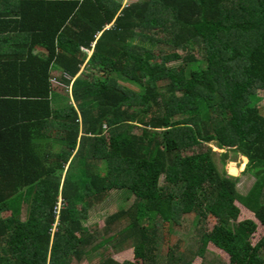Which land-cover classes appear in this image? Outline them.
Wrapping results in <instances>:
<instances>
[{
    "label": "trees",
    "instance_id": "trees-1",
    "mask_svg": "<svg viewBox=\"0 0 264 264\" xmlns=\"http://www.w3.org/2000/svg\"><path fill=\"white\" fill-rule=\"evenodd\" d=\"M0 47V264L80 263L112 240L143 264H192L208 243L228 264H264V233L251 242L257 222L237 205L264 227V0H14ZM51 65L73 103L54 101ZM208 143L247 158L245 193ZM25 188L26 218L2 217ZM112 190L133 202L91 244L82 219ZM186 214L198 245L161 257L164 225Z\"/></svg>",
    "mask_w": 264,
    "mask_h": 264
},
{
    "label": "rangeland",
    "instance_id": "rangeland-1",
    "mask_svg": "<svg viewBox=\"0 0 264 264\" xmlns=\"http://www.w3.org/2000/svg\"><path fill=\"white\" fill-rule=\"evenodd\" d=\"M129 2H132L134 0H128ZM158 46L156 47V50H158ZM191 52H193L197 58H200L201 56V50L199 48H193L191 49ZM178 62H170L169 65L177 64ZM52 75L58 74L57 71H54V69L51 70ZM84 73H80V77H85L83 75ZM112 76H114L122 85H126L132 89L138 90L140 87H138L136 84L132 83L128 79H126L123 76H120L116 73H112ZM51 86L54 94V97L56 100L55 102L59 103L60 101H63L61 103H68L67 99L73 103L72 97L70 95L69 87H66L65 85L61 83H56L55 81L51 80ZM258 93L262 96V99L259 101V106L261 107V110L264 114V90H259ZM54 107H58L57 105H54ZM211 147V150L214 151L213 153V159L219 168V170H225L226 174L228 173L227 170V164L229 161L234 162L237 166L241 165L243 162V156L239 153L230 152L228 158L223 162L220 156V153L223 151H226V149H220L215 146L214 143H208L205 145V147ZM194 152L193 150L187 151L188 154ZM247 162V161H246ZM246 164V163H245ZM245 167V166H244ZM244 169V168H243ZM239 177L238 183H237V189L241 193H245L247 189L251 186L254 178L249 175L248 173H242V170L236 175ZM162 180V179H161ZM160 180V181H161ZM30 188H25L15 197L11 198L9 200L10 209L8 211L2 212V217H10L14 216L19 218L20 220H23L26 218L28 214V201L32 200L33 193H29ZM134 197L122 190H112L108 193L107 197L100 203H94L88 210V215L82 219V222L84 226L88 228L90 233L93 234L94 239L91 242L97 243L101 239H105L108 235L112 234V231H115L117 228L121 227L123 225V221H121L120 225H114V228L109 231H104V221L105 218L115 212L118 208H128L132 202ZM60 200V198H59ZM29 201V202H30ZM62 201V200H61ZM240 208V215L239 219L242 218H253L257 222V228L256 231L251 235V242L254 243L263 233H264V227L259 224V222L253 217V215L246 210L242 205L238 204ZM214 223L213 218H209L206 223L207 228H211ZM53 226V230H54ZM165 230V237H164V248L160 245L158 248V254H160V251L162 252L161 257H166V250L167 247L172 248V252L174 257L182 253L184 256L188 257V253L190 251L195 250L196 246L198 245V235L196 232V227L193 224V215L192 214H186L183 215L180 220L177 223H169L164 225ZM113 240L110 242H107L105 245L100 247L98 250H92L90 252L89 256L85 257V259L82 262H77L75 260H72L70 264H98L100 260L106 258L108 255H110L112 258H114L117 261H135V264H143V260L141 259H134V250L132 247L127 249H121V247L113 248ZM90 244V245H91ZM102 252V253H101ZM105 255V256H104ZM192 264H228V255L223 250L217 248L211 243H208L206 252L204 253L203 260H201L200 257H195Z\"/></svg>",
    "mask_w": 264,
    "mask_h": 264
},
{
    "label": "crops",
    "instance_id": "crops-1",
    "mask_svg": "<svg viewBox=\"0 0 264 264\" xmlns=\"http://www.w3.org/2000/svg\"><path fill=\"white\" fill-rule=\"evenodd\" d=\"M6 3L9 4V5H13L14 4V0H5V1L0 0V11H2V8H4L6 6ZM127 3H129L128 0H122V5H125ZM0 49H1V47H0ZM7 50L8 49H5V50L1 51L0 54L6 53ZM90 53H91V51H88V54H90ZM52 69H54V71H57L58 74L56 73L55 75H52V73H51V70ZM50 74H51V77H52L51 80L55 81L56 83L63 84L62 82H60L59 77H60L61 71H60V69L57 66L51 65V67H50ZM52 92H53V90H52ZM54 94L55 93H53V98L55 100Z\"/></svg>",
    "mask_w": 264,
    "mask_h": 264
},
{
    "label": "bare ground",
    "instance_id": "bare-ground-1",
    "mask_svg": "<svg viewBox=\"0 0 264 264\" xmlns=\"http://www.w3.org/2000/svg\"><path fill=\"white\" fill-rule=\"evenodd\" d=\"M247 161V158L245 156H243V162L241 163V165L237 166L234 162L232 161H229V163L227 164V170H228V173L230 175H238V173L243 170L244 166H245V163Z\"/></svg>",
    "mask_w": 264,
    "mask_h": 264
},
{
    "label": "built area",
    "instance_id": "built-area-1",
    "mask_svg": "<svg viewBox=\"0 0 264 264\" xmlns=\"http://www.w3.org/2000/svg\"><path fill=\"white\" fill-rule=\"evenodd\" d=\"M60 206H61V198H60V200L57 202V205L55 206V212H56V213H58Z\"/></svg>",
    "mask_w": 264,
    "mask_h": 264
},
{
    "label": "clouds",
    "instance_id": "clouds-1",
    "mask_svg": "<svg viewBox=\"0 0 264 264\" xmlns=\"http://www.w3.org/2000/svg\"><path fill=\"white\" fill-rule=\"evenodd\" d=\"M59 198H61V197H59Z\"/></svg>",
    "mask_w": 264,
    "mask_h": 264
}]
</instances>
